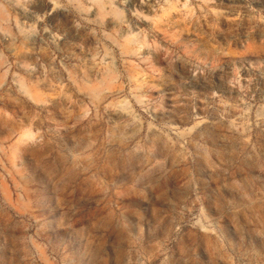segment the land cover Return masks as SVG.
Listing matches in <instances>:
<instances>
[{
	"label": "rangeland",
	"instance_id": "obj_1",
	"mask_svg": "<svg viewBox=\"0 0 264 264\" xmlns=\"http://www.w3.org/2000/svg\"><path fill=\"white\" fill-rule=\"evenodd\" d=\"M0 264H264V0H0Z\"/></svg>",
	"mask_w": 264,
	"mask_h": 264
}]
</instances>
